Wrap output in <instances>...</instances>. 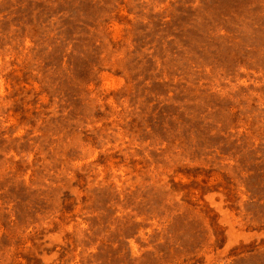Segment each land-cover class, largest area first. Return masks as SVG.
Listing matches in <instances>:
<instances>
[{
	"label": "rangeland",
	"instance_id": "obj_1",
	"mask_svg": "<svg viewBox=\"0 0 264 264\" xmlns=\"http://www.w3.org/2000/svg\"><path fill=\"white\" fill-rule=\"evenodd\" d=\"M0 264H264V0H0Z\"/></svg>",
	"mask_w": 264,
	"mask_h": 264
}]
</instances>
